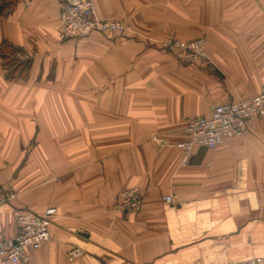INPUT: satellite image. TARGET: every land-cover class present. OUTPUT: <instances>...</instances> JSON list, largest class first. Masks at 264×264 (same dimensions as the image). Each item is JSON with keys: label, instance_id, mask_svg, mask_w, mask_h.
Here are the masks:
<instances>
[{"label": "crops", "instance_id": "crops-1", "mask_svg": "<svg viewBox=\"0 0 264 264\" xmlns=\"http://www.w3.org/2000/svg\"><path fill=\"white\" fill-rule=\"evenodd\" d=\"M132 32L59 37V0H19L0 43L29 59L8 79L0 56V237L16 209L55 208L50 240L22 264H229L264 258V115L216 149L178 143L186 125L264 85V0H93ZM205 37L185 62L166 38ZM158 139L168 144L161 146ZM138 188L135 213L113 208ZM170 195L173 202L164 197ZM82 253L72 260L67 251Z\"/></svg>", "mask_w": 264, "mask_h": 264}, {"label": "built area", "instance_id": "built-area-1", "mask_svg": "<svg viewBox=\"0 0 264 264\" xmlns=\"http://www.w3.org/2000/svg\"><path fill=\"white\" fill-rule=\"evenodd\" d=\"M59 20L61 40H77L96 30L101 33L132 32L129 24L112 19H98L94 15L93 0H59ZM206 38L199 37L191 40L166 38L159 42V47L171 52L182 61L205 63ZM264 115V85L260 92L252 98L218 104L213 107L207 117H196L186 125L187 138L177 145L183 152L182 163L185 164L194 147L203 146L216 149L223 141L244 134L248 122L255 116ZM161 146L168 144L165 139L157 140ZM13 193L0 198V205L6 199L12 198ZM165 202H173V197L167 195ZM142 205L138 188L123 190L113 208L117 211L135 213ZM55 208H47L40 214L16 209L13 216L18 228L13 238L0 237V264H22L28 260L29 250H36L50 240L48 226L55 214ZM82 251L75 247L67 251L69 260L79 256ZM229 264H264V258H251Z\"/></svg>", "mask_w": 264, "mask_h": 264}, {"label": "trees", "instance_id": "trees-1", "mask_svg": "<svg viewBox=\"0 0 264 264\" xmlns=\"http://www.w3.org/2000/svg\"><path fill=\"white\" fill-rule=\"evenodd\" d=\"M18 2L19 0H0V15L10 14ZM21 52V49L5 41L0 43V56L2 58V65L5 70L6 78L12 79L27 74L30 60H19L15 58V56Z\"/></svg>", "mask_w": 264, "mask_h": 264}]
</instances>
